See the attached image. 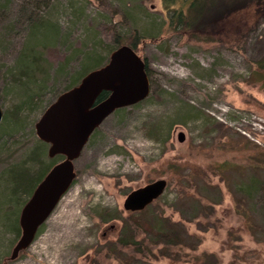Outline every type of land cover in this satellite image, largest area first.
Wrapping results in <instances>:
<instances>
[{"label": "rangeland", "instance_id": "1", "mask_svg": "<svg viewBox=\"0 0 264 264\" xmlns=\"http://www.w3.org/2000/svg\"><path fill=\"white\" fill-rule=\"evenodd\" d=\"M76 1L90 17L83 24L73 21L69 0H0V264H264L260 194L242 187L251 179L264 182V70L258 66L264 15L245 11L224 41L197 43L173 34L171 24L191 0L169 8L163 0ZM35 3L57 29L49 48H38L28 24L18 23ZM130 14L137 21L127 20ZM130 23L158 38L144 41L138 53L147 60L150 95L99 126L74 163L70 189L31 246L11 261L21 237L14 227L29 198L13 195L14 177L35 175L55 160L35 124L85 68L95 69L87 56L107 63L116 32L128 33ZM35 52L42 53L45 76L33 79L22 58ZM158 179L168 185L147 214L168 218L191 237L172 248V258L147 236L144 215L123 208L129 193ZM126 223L132 237L123 246Z\"/></svg>", "mask_w": 264, "mask_h": 264}, {"label": "water", "instance_id": "2", "mask_svg": "<svg viewBox=\"0 0 264 264\" xmlns=\"http://www.w3.org/2000/svg\"><path fill=\"white\" fill-rule=\"evenodd\" d=\"M145 60L130 46L113 51L107 63L88 71L73 88L63 91L43 112L35 124L38 140L48 146L51 160L62 159L45 174L21 209V234L9 259L16 260L36 238L39 229L52 215L62 197L76 179L75 161L91 136L114 112L143 102L150 95ZM1 93V88H0ZM102 93L109 96L99 101ZM4 111L0 106V124ZM184 142L183 132L178 135ZM165 179H158L126 196L123 208L131 213L144 211L162 196Z\"/></svg>", "mask_w": 264, "mask_h": 264}, {"label": "trees", "instance_id": "3", "mask_svg": "<svg viewBox=\"0 0 264 264\" xmlns=\"http://www.w3.org/2000/svg\"><path fill=\"white\" fill-rule=\"evenodd\" d=\"M163 1H165V5L167 8L175 5L178 2V0ZM36 3L34 4V7H32V9H25L23 13L21 11V14L18 18V23L20 25L25 23L28 24L29 28L32 30V37L35 36L36 38L38 48H49L48 45L54 43L58 37L57 29L53 27L52 23L48 24V22H45L46 18L43 12V9L45 7H43V5L40 6ZM69 5L70 9H72V16L74 17L73 21H75L76 23L80 22L81 24L89 21L90 17L88 16V14H84L85 12H83V10L80 11V9L78 8V2L76 0H69ZM248 10H254V12L258 13L259 15H264V0H191L185 13L180 10L178 12H174V14L171 16L173 34L176 33L183 37H188L190 41H195L197 43H209L216 40L218 42H221L224 41L223 36L230 34L228 28L233 23V21L235 19H238L237 21H239V18L243 17V13ZM126 19L131 20L132 22L137 21V19L134 17V14H130ZM130 25L131 26L129 27L128 33H123L122 31L116 32L114 36L113 48L109 51V55L118 47L123 45H126L128 47L130 46L137 53H139V51H141V45L147 39L151 43H155L158 41V38L155 36L146 37L142 35L141 32H139V29H137L133 23H130ZM114 27L115 26H113V28ZM41 57V52H35L34 56H31L30 60L28 59V57L26 59V56L22 58V60L26 64L25 66H27V71L29 73L27 75H29L33 79L35 78V75L39 76V73L42 76H45L44 70H42V65L44 63L41 60ZM88 57L90 56H87L84 59L85 63L89 61L90 64L92 63L94 65L93 68L95 69L101 67L99 66V61L94 58L95 56L92 57L91 54L90 59ZM145 64L147 70V60H145ZM258 66H260L261 69L264 70V62L263 65L262 63H258ZM86 70H88V68H85L83 73L80 74L79 78L74 80L71 86H69L65 90L73 88L76 84H78L87 73ZM108 96L109 95L107 93H102L99 101L104 100ZM124 110H126V108H123L116 112L120 113ZM19 114L20 110H16L15 116L18 117ZM59 158L62 159V157L54 158V162L41 167L40 171L35 175H30V173L27 171H21V173L17 174L14 177L15 184L14 188L12 189L13 195L24 194L30 197L33 193L34 188L44 179L45 174L55 165V163H57L56 159ZM32 159L34 162H37L38 156L35 155L34 157H32ZM228 165L229 162L221 163L217 165V168L219 170H224ZM242 187L248 192L260 194L258 203L260 205H263L262 209L264 210V182L256 179H251L249 184H244ZM26 200L24 204L27 202ZM137 214H141L142 216L144 215L142 219H144L143 224H146L147 226V228L145 229L147 236L151 235L158 244L163 246L160 253H165L164 255H167V257L172 258L171 250L173 247L182 248L191 238L184 232V229L181 227V225L173 223L168 218H153L149 216V214H147L146 210L134 213V215ZM127 225L128 224L126 223V225L123 227V234L118 240V243L123 246H126V244L128 243L127 241L126 243L124 242L126 236H128L127 238L132 237L131 232L128 231L129 228ZM20 232V227L15 226V236H18Z\"/></svg>", "mask_w": 264, "mask_h": 264}, {"label": "bare ground", "instance_id": "4", "mask_svg": "<svg viewBox=\"0 0 264 264\" xmlns=\"http://www.w3.org/2000/svg\"><path fill=\"white\" fill-rule=\"evenodd\" d=\"M66 213V212H65ZM65 215V214H64ZM62 217V216H61ZM64 217V216H63ZM75 220V219H74ZM74 223V222H73ZM73 223H71V224H73ZM69 224V223H68Z\"/></svg>", "mask_w": 264, "mask_h": 264}]
</instances>
